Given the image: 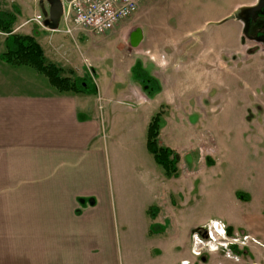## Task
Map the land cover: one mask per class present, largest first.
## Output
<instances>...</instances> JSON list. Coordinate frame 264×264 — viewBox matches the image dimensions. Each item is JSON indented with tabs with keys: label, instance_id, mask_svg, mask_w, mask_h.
<instances>
[{
	"label": "crops",
	"instance_id": "0c3cea01",
	"mask_svg": "<svg viewBox=\"0 0 264 264\" xmlns=\"http://www.w3.org/2000/svg\"><path fill=\"white\" fill-rule=\"evenodd\" d=\"M255 2H233L221 17L231 20L234 39L229 41L220 33L216 52L211 54L212 45L202 51L198 59L205 65L207 77L214 78L215 68L230 72V63L245 62L253 55L247 54L241 42V21L227 16ZM127 26L120 22L112 29L117 40L124 42ZM143 46V37L136 55L122 46V60H132L115 64L110 78L99 74L87 92L58 91L49 81L50 86L22 70L15 75L18 71L11 67L21 65L1 60L0 264H118L115 207L118 203L125 211L124 175L135 171L134 167L143 163L141 158L158 180L157 188L147 192L146 203L142 204L146 233L153 234V224L164 225L165 230L166 223L174 225L170 215L174 205H167L165 198L168 182L175 177L162 174L148 156L147 127L158 110L161 94L167 90L168 78L183 70L184 82L194 84L198 74L188 65L181 67L166 52L152 53ZM58 51L64 57L71 53L65 46ZM58 57L50 55L53 62H62ZM147 63L153 66L150 75L160 86L153 96H148L132 75L135 65L147 72ZM170 63L177 72L173 69L166 73ZM175 78V84L182 83L178 75ZM162 105L159 109L163 111ZM197 140L191 138L190 148H195ZM173 150L185 159L180 149ZM211 158L214 165L215 159ZM130 195L133 197V192ZM239 199L236 201L242 205L251 203L249 194ZM223 223L241 238L233 248L237 259L225 256V248H221L207 252V262L264 264V210L248 211L236 225ZM203 226L201 222L185 223L182 246L192 243V233ZM189 250L193 254L192 247ZM183 262L188 263V259L181 258Z\"/></svg>",
	"mask_w": 264,
	"mask_h": 264
},
{
	"label": "rangeland",
	"instance_id": "374dc122",
	"mask_svg": "<svg viewBox=\"0 0 264 264\" xmlns=\"http://www.w3.org/2000/svg\"><path fill=\"white\" fill-rule=\"evenodd\" d=\"M39 1L0 0V11L15 15L13 32L34 36L46 53L45 61L56 63L64 76L85 78L93 87L99 74L112 77L110 72L115 64L132 60H122V46L133 55L140 50L141 41L135 47L130 43V35L136 29L141 31L144 48L152 53L166 52L180 62L181 67L188 65L198 74L197 83L186 84L184 71L177 72L176 66L173 68L170 63L166 73L174 69L182 83L175 84V75L168 78L167 90L157 102V112L161 104L164 111L159 136L162 145L180 149L185 157L182 160L178 156L180 170L167 185L165 203L174 205L170 214L174 225L166 223L165 230L164 225L153 224L150 228L153 234L146 233L142 204L146 203L147 192L157 188L158 180L144 158H141L143 163L134 167L135 171L124 175L127 177L122 187L125 211L122 212V207L116 203L113 224L118 264H181V258H187L188 264H212L207 262L205 249L201 255H194L189 250L191 243L182 246L181 239L186 233L184 224L201 222L207 225L217 220L236 225L248 211L264 210V49L247 41L244 43L246 50H251L253 55L245 62L230 63V72L215 68L214 78L206 76L205 65L198 59L208 46L212 45V55L216 52L218 34L223 33L229 41L234 39L231 20L221 17L233 2L244 0H140L136 10L126 21H121L127 26L133 18L127 26L124 42L117 40L112 30L103 34H89L83 30L67 34L61 22L51 31L44 25ZM42 5L48 8L46 0ZM4 37L0 32L1 52L4 51ZM61 46L69 48L71 53L66 57L59 54ZM51 54L55 57L59 54L62 62H53ZM0 64H3L1 59ZM16 68L11 67L18 71L15 75L22 70L50 86L47 77L33 68L26 65ZM152 68L149 63V75ZM195 137L198 138L195 148H190V140ZM147 154L164 174L153 156ZM211 156L215 159L214 165ZM246 194L251 197L250 205L236 201V198H246ZM228 229L224 241L229 242L232 237L241 240L239 235L228 233ZM224 246V255L237 259L234 247Z\"/></svg>",
	"mask_w": 264,
	"mask_h": 264
},
{
	"label": "trees",
	"instance_id": "16d2710c",
	"mask_svg": "<svg viewBox=\"0 0 264 264\" xmlns=\"http://www.w3.org/2000/svg\"><path fill=\"white\" fill-rule=\"evenodd\" d=\"M15 18V15L9 11H0V32L5 34L3 40L4 51L0 55L3 62L33 68L47 77L49 83L58 91H90L92 86L85 78L72 79L69 76H64L61 74L59 66L52 62H46L43 48L34 36L13 32L12 24ZM132 75L142 85L148 96H153L159 92L158 82L139 65L133 67ZM162 113L163 111L160 110L153 115L148 124L146 147L153 156L154 161L162 167L167 176L171 177L176 176L178 173V155L173 149L159 143ZM230 232V229H228V233Z\"/></svg>",
	"mask_w": 264,
	"mask_h": 264
},
{
	"label": "built area",
	"instance_id": "2783aa9c",
	"mask_svg": "<svg viewBox=\"0 0 264 264\" xmlns=\"http://www.w3.org/2000/svg\"><path fill=\"white\" fill-rule=\"evenodd\" d=\"M63 6L61 23L65 33L72 34L83 30L89 34H103L129 17L137 8L140 0H60ZM207 237L193 233L192 251L200 255L203 249L214 251L221 245L237 244V238L229 242L226 237V225L221 221H211L205 226ZM221 237V239H217Z\"/></svg>",
	"mask_w": 264,
	"mask_h": 264
},
{
	"label": "flooded vegetation",
	"instance_id": "af4514ba",
	"mask_svg": "<svg viewBox=\"0 0 264 264\" xmlns=\"http://www.w3.org/2000/svg\"><path fill=\"white\" fill-rule=\"evenodd\" d=\"M237 19L242 23L241 42L243 44L247 41L255 42L261 49H264V0H256ZM250 51L247 49V54H251Z\"/></svg>",
	"mask_w": 264,
	"mask_h": 264
},
{
	"label": "water",
	"instance_id": "95a60500",
	"mask_svg": "<svg viewBox=\"0 0 264 264\" xmlns=\"http://www.w3.org/2000/svg\"><path fill=\"white\" fill-rule=\"evenodd\" d=\"M46 2L48 4V8L45 9L42 5L43 0L39 1L41 5V13L44 17V25L50 30H56L58 28L60 17L63 11L62 3L60 0H46ZM246 9H248V7L237 8L229 16H227V19L239 18L241 13ZM141 38L142 35L140 29H136L135 31H133L130 35L131 45L136 46L137 44H139ZM196 231H198L199 233L202 231L201 235L203 237H207L206 231L203 230L201 227L197 228Z\"/></svg>",
	"mask_w": 264,
	"mask_h": 264
},
{
	"label": "bare ground",
	"instance_id": "6f19581e",
	"mask_svg": "<svg viewBox=\"0 0 264 264\" xmlns=\"http://www.w3.org/2000/svg\"><path fill=\"white\" fill-rule=\"evenodd\" d=\"M182 264H187V262H183Z\"/></svg>",
	"mask_w": 264,
	"mask_h": 264
}]
</instances>
